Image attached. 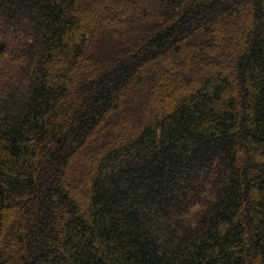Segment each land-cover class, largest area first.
<instances>
[{
    "label": "trees",
    "instance_id": "obj_1",
    "mask_svg": "<svg viewBox=\"0 0 264 264\" xmlns=\"http://www.w3.org/2000/svg\"><path fill=\"white\" fill-rule=\"evenodd\" d=\"M0 264H264V0H0Z\"/></svg>",
    "mask_w": 264,
    "mask_h": 264
},
{
    "label": "rangeland",
    "instance_id": "obj_2",
    "mask_svg": "<svg viewBox=\"0 0 264 264\" xmlns=\"http://www.w3.org/2000/svg\"><path fill=\"white\" fill-rule=\"evenodd\" d=\"M2 39L5 40V43L7 42L6 44H9L8 39L6 37L3 36ZM161 63L163 64V62H161Z\"/></svg>",
    "mask_w": 264,
    "mask_h": 264
}]
</instances>
